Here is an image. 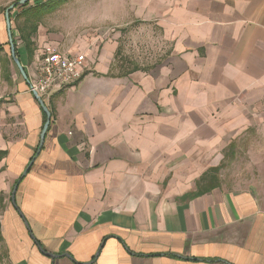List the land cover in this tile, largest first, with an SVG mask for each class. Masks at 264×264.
I'll return each mask as SVG.
<instances>
[{
	"label": "crops",
	"instance_id": "obj_1",
	"mask_svg": "<svg viewBox=\"0 0 264 264\" xmlns=\"http://www.w3.org/2000/svg\"><path fill=\"white\" fill-rule=\"evenodd\" d=\"M108 10L114 25L152 23L165 59L117 75L110 32L102 46L82 29L70 43L43 19L32 54L21 42L26 80L0 17V264H264V170L244 189L221 176L264 114V0ZM48 47L85 53L86 69L42 98L37 155L47 117L29 87Z\"/></svg>",
	"mask_w": 264,
	"mask_h": 264
},
{
	"label": "rangeland",
	"instance_id": "obj_2",
	"mask_svg": "<svg viewBox=\"0 0 264 264\" xmlns=\"http://www.w3.org/2000/svg\"><path fill=\"white\" fill-rule=\"evenodd\" d=\"M19 1L0 0V17L5 15L4 9ZM116 1L121 0H113L110 4H107V0H66V3L44 17L43 24L51 34H57L60 37L68 35L70 43L75 42V34L79 29L87 30L89 36L92 37L88 38V42L92 45L95 43L97 47L99 43L101 46L104 45L100 42L101 35L110 32V39L117 42L115 61L112 65L114 74L121 75L129 72L135 66L148 70L160 64L168 55V46L158 38V30L153 27L152 23L143 24L136 20L128 26L111 24L110 19H107L108 9L116 6L118 3ZM35 5V1H32L29 7ZM20 8L18 6L12 10L13 18L20 12ZM11 23L14 29L13 19ZM96 40H99L98 43ZM85 43L87 39L83 40V44ZM16 44L20 49L19 52H23L18 34ZM7 51L10 53V50ZM4 55L9 54L0 50V57ZM2 67L4 68L3 63ZM243 135L235 141L234 156L226 159L221 174L224 184L242 189L260 181L263 175L264 114L261 120Z\"/></svg>",
	"mask_w": 264,
	"mask_h": 264
},
{
	"label": "built area",
	"instance_id": "obj_3",
	"mask_svg": "<svg viewBox=\"0 0 264 264\" xmlns=\"http://www.w3.org/2000/svg\"><path fill=\"white\" fill-rule=\"evenodd\" d=\"M85 69V53L68 56L51 47L45 48L35 77L30 82L29 93L43 98L56 89L71 87L83 78Z\"/></svg>",
	"mask_w": 264,
	"mask_h": 264
},
{
	"label": "trees",
	"instance_id": "obj_4",
	"mask_svg": "<svg viewBox=\"0 0 264 264\" xmlns=\"http://www.w3.org/2000/svg\"><path fill=\"white\" fill-rule=\"evenodd\" d=\"M18 3V2H17ZM66 3V0H35V6L29 7V3L19 6L20 12L13 18L10 14V19H13V24H15V28L12 30L14 43L16 47V53L18 58L20 59L19 47L16 44V36L18 34L22 45L25 47L26 52L32 54V47H33V38L37 34L38 27L44 17L50 13H52L55 9H57L60 5ZM16 4V3H15ZM29 7V8H28ZM18 8V5H17ZM6 9L3 10V12ZM8 50H10L9 40L6 43ZM11 54V50H10ZM2 154H0L1 156ZM193 195L192 197H195ZM0 211H1V202H0Z\"/></svg>",
	"mask_w": 264,
	"mask_h": 264
},
{
	"label": "water",
	"instance_id": "obj_5",
	"mask_svg": "<svg viewBox=\"0 0 264 264\" xmlns=\"http://www.w3.org/2000/svg\"><path fill=\"white\" fill-rule=\"evenodd\" d=\"M32 1H35V0H20L18 3H14L12 4L11 6H9L7 9H6V12H5V19H6V27H7V33H8V40H9V44H10V50H11V56H12V59L15 63V65L17 66V68L19 69L20 73L22 74V76L27 80V75L24 71V68L22 67L21 65V62L17 56V53H16V47H15V43H14V38H13V32H12V23H11V19H10V14L12 12V10L16 9L17 8V5L18 6H22V5H25L29 2H32ZM34 97L36 98V100L38 101V103L40 104L41 108L43 109L44 113L46 114V117H47V120H46V123L43 127V130H42V133H41V137H40V147H39V150L37 152V155L40 153V150L42 149L43 145H44V141H45V137H46V134H47V131L50 127V124H51V113L48 109V107L46 106L45 102L43 101V99L37 95V94H34ZM33 162L32 161L28 168L26 169V171L24 172V174L22 175V177H25L27 175V173L29 172L31 166L33 165ZM17 189H18V186H16L13 190V193H12V202H13V205H16V200H15V197H16V192H17ZM22 216V214H20ZM26 226L28 227V225L26 224ZM51 258H56L57 256L55 255H49Z\"/></svg>",
	"mask_w": 264,
	"mask_h": 264
}]
</instances>
